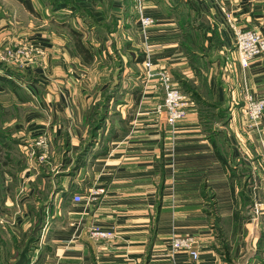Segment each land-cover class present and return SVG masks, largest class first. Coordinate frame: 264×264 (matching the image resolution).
<instances>
[{"label": "crops", "instance_id": "0c3cea01", "mask_svg": "<svg viewBox=\"0 0 264 264\" xmlns=\"http://www.w3.org/2000/svg\"><path fill=\"white\" fill-rule=\"evenodd\" d=\"M114 5L104 18L116 16L115 28L94 38L128 73L115 84L131 86L113 89L108 118L87 154L76 161L100 91L35 94L29 98L43 103L22 109L33 138L5 131L12 148L68 142L78 150L59 162L49 157L34 177L19 173L18 157L0 160V264H264V114L253 122L244 110L246 91L264 97V54L244 67L234 49L235 28L264 33V0H144V13L154 18L146 28L125 3ZM102 12L95 10L99 18ZM133 26L140 42L128 31ZM147 59L153 71L167 68L193 100L172 128L157 110L164 90L149 76ZM132 67L141 72L137 78ZM6 120L0 124L14 121ZM214 144L237 173L235 197ZM90 187L105 188L99 201L72 200ZM92 226L116 236L95 239ZM174 235L194 236L199 257L173 250Z\"/></svg>", "mask_w": 264, "mask_h": 264}, {"label": "rangeland", "instance_id": "374dc122", "mask_svg": "<svg viewBox=\"0 0 264 264\" xmlns=\"http://www.w3.org/2000/svg\"><path fill=\"white\" fill-rule=\"evenodd\" d=\"M32 1L36 7L35 13L30 12L20 0H0V75L13 79L12 82L0 80L1 83H4V89L0 91V108L3 110L2 113L0 112V121L2 123L6 122L7 115L8 120H14L8 125L2 126L0 124L2 128L0 129L2 131L24 134L25 137L23 139L25 140L28 137L32 139L33 136L28 134L27 123L24 122L27 119L28 111H22V109H35L33 107L34 103L36 105L42 104L43 100H32L29 97L43 93L58 95L60 92L66 91H78L95 95L100 91L102 92L101 99L97 103H93L94 106L92 104V113L94 112V114H91L92 116L89 120V137L87 138V144L79 149L76 159V161H79L87 154V150L97 139L99 131L103 128L106 118H108L109 109L108 100H105L106 93L109 91L112 93L113 89L121 90L124 85H127V87L131 86V84H127L128 80H124L125 83L121 84V87L119 83L115 84V81L120 80L119 76L125 74L124 78L127 79L128 73H124L123 69L116 65L117 62H113V59L108 56L107 61L105 57H102L100 59L101 62L98 59L93 63L84 64L81 59L71 55L70 50L72 48H70L68 43V33L71 26L77 29L86 28V38L93 39L95 37L94 34H90L92 27L83 24L84 19L78 16L79 12H72L68 8H58L51 2L53 0ZM80 1L81 5H88L87 1ZM133 27H130L128 31L137 42H140L139 31L135 30V26ZM60 42H66L67 51L62 50ZM66 57H68L67 68L63 64ZM112 64L114 66L113 69L111 67ZM101 71L105 73L102 76L104 78L102 85L96 82ZM129 72L132 73V76H136L135 78L141 73L133 67L132 69L130 68ZM66 78L72 79V84H66ZM147 82L151 83L149 80ZM157 82H154V84L160 87V83ZM13 97H18L19 99L14 100ZM15 102L24 103L15 105ZM10 107L14 108V117L11 115L12 112L8 111V109H11ZM40 108L41 106L39 105L36 109ZM4 112L7 113L4 114ZM95 127L98 128L95 129ZM77 150L75 148L71 149L67 142L61 147L46 145L37 147H29V145L13 146L11 151L12 157L20 159L19 173L25 171L31 172L32 175L38 173L39 176L43 172L42 167L46 164L49 165L45 161L51 160L49 157L59 162L63 154L64 158L66 154L74 158ZM1 156L4 159H8L5 151L1 153ZM76 161L73 163L74 165L72 164L73 168L78 163ZM28 162L30 163L29 168L27 167L26 170L22 169V164L28 165ZM22 182V180L18 182L20 187L23 184ZM26 183L27 181L23 186Z\"/></svg>", "mask_w": 264, "mask_h": 264}, {"label": "built area", "instance_id": "2783aa9c", "mask_svg": "<svg viewBox=\"0 0 264 264\" xmlns=\"http://www.w3.org/2000/svg\"><path fill=\"white\" fill-rule=\"evenodd\" d=\"M137 11L141 24L144 28L150 26L154 22L151 15L144 13V0H135ZM230 19V14L226 13ZM235 46L236 55L239 63L246 67L249 66L252 59L264 54V33L254 28H235ZM148 74L156 77L161 87L164 89V100L157 107L159 112H165L167 115L168 125L172 128L175 123L183 119L188 113V107L193 100L187 95L175 82L171 72L167 68H161L156 71L152 70V61H145ZM244 110L253 122H257L264 114V97H258L250 91H246L244 96ZM261 167L264 171V155L261 161ZM104 187H90L86 194L74 192L72 200L81 201H99L103 193ZM256 211H259L256 209ZM264 212V207H263ZM264 229V228H263ZM92 237L95 239H111L116 236L115 232L99 226H92L90 229ZM197 240L192 235H174L171 240V248L173 250L186 249L192 256L197 259L199 252L196 247Z\"/></svg>", "mask_w": 264, "mask_h": 264}, {"label": "trees", "instance_id": "16d2710c", "mask_svg": "<svg viewBox=\"0 0 264 264\" xmlns=\"http://www.w3.org/2000/svg\"><path fill=\"white\" fill-rule=\"evenodd\" d=\"M20 1L25 4V6L30 12L32 13L36 12V7L32 0H20ZM79 1L80 0H53L51 2L53 3L54 6H57L58 8H63V9L68 8V9H71L72 12H75V13L79 12L78 16L84 19L83 24L92 27L91 29L92 31L90 34L93 33L95 36L97 33H99L100 37H103V38L106 37L107 35L106 33L108 31L113 30V28H115L116 23H117V18L114 15L110 19L104 18L108 12L106 9V6L110 5L111 7L115 8V10H117L118 7L114 5L115 1L117 0H83V1H87V4H88L87 6L81 5ZM120 1L122 3H125V6L128 7L129 9L127 11H130L131 14L136 15V13H138L137 8L135 9L136 6L134 7L135 2L133 0H120ZM98 7H101L103 9L102 18H99L98 15L95 13V10H98ZM93 29H96L95 30L96 32H93ZM85 32H86V28L77 29L71 26L70 31L68 33V38H69L68 43L70 47L72 48L73 55L81 59V61L84 64L93 63L95 60H98V59L100 60L102 57H105L107 61V56L109 57V55L104 53V50L99 45H97L95 38L93 39L89 37L86 38ZM115 62H117V60ZM0 80L7 81V82L13 81V79L6 77L5 75H0ZM3 89H4V83L0 82V91H2ZM110 94H111L110 91L106 93L105 100L109 99ZM103 95H105V93H103ZM96 128L98 127H95V129ZM1 129H0V140L3 142L0 143V160L4 159L1 156V153L3 151L6 152L8 159H10L12 157V151H11L12 143L10 140H7L8 137L10 136L5 131H2ZM214 145L216 147L215 150H216L217 156L220 158V160L223 162V164L226 166L227 170L229 171L233 194L235 197L234 178L235 176H237V173H235L234 168L228 164L227 158L220 152L216 144ZM3 162H6V161H3Z\"/></svg>", "mask_w": 264, "mask_h": 264}]
</instances>
